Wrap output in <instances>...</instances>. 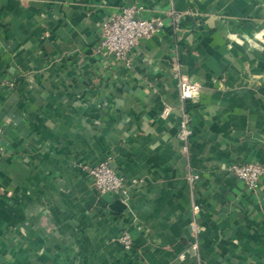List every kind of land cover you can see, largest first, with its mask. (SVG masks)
Wrapping results in <instances>:
<instances>
[{
	"label": "crops",
	"instance_id": "0c3cea01",
	"mask_svg": "<svg viewBox=\"0 0 264 264\" xmlns=\"http://www.w3.org/2000/svg\"><path fill=\"white\" fill-rule=\"evenodd\" d=\"M128 4L164 22L130 65L96 49ZM0 124V264H264V177L230 168L264 161V0H0Z\"/></svg>",
	"mask_w": 264,
	"mask_h": 264
},
{
	"label": "built area",
	"instance_id": "2783aa9c",
	"mask_svg": "<svg viewBox=\"0 0 264 264\" xmlns=\"http://www.w3.org/2000/svg\"><path fill=\"white\" fill-rule=\"evenodd\" d=\"M169 15L174 21H178L180 14L175 10H169ZM164 25L162 19H155L144 15L140 5L128 4L121 6L115 13L109 15L102 23L99 31L96 49L98 53L106 56L111 61H122L127 65L132 62V54L141 40L148 38ZM180 98L185 100L194 96L199 90L196 83L182 80L180 82ZM171 107L165 106L161 115L170 113ZM2 126L0 124V136ZM191 133L184 119L179 136L183 141L188 140ZM112 155L107 154L96 165L84 164L83 168L92 179L93 185L99 192H110L116 196H124L127 193V180L113 167ZM231 170L244 184L247 190H254L264 177V161L248 160L234 161L230 165ZM197 174L189 175V180H194ZM132 180L131 183H134ZM123 249L132 252L133 240L126 230L117 236Z\"/></svg>",
	"mask_w": 264,
	"mask_h": 264
}]
</instances>
